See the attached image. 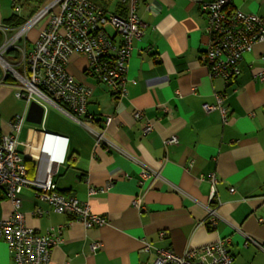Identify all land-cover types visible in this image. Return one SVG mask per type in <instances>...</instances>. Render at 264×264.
Instances as JSON below:
<instances>
[{
	"label": "crops",
	"instance_id": "1",
	"mask_svg": "<svg viewBox=\"0 0 264 264\" xmlns=\"http://www.w3.org/2000/svg\"><path fill=\"white\" fill-rule=\"evenodd\" d=\"M92 1L110 12L129 13L127 1ZM210 1L143 0L138 13L145 31L134 40L126 94H114L88 72V56L73 53L67 69L91 89L88 111L93 118L80 123L54 107L46 109L42 124L25 118L20 151L29 178L45 179L50 164L42 148L38 154L29 152L30 141L38 143L47 134L65 138L64 161H53L59 191L88 202L108 220L90 228L79 220L70 222L69 214L38 196L35 183L24 187L20 209L28 226L44 233L65 224L49 264H154L155 247L183 254L220 237L230 239L232 264H264V78L255 77L264 71V41L244 54L242 71L230 83L212 77L202 59L208 41L202 4ZM36 5L37 0H0V45L21 26L13 25L12 16L29 18ZM233 6L264 15V0H233ZM30 29L28 48L39 34ZM21 57L22 51L8 60L22 69ZM11 78L0 66V132L7 134L15 133L17 116L28 111ZM216 93L225 94L226 122L219 109L204 108L216 103ZM149 125L151 132L146 131ZM95 131L103 133L102 145H97ZM173 135L178 142H167ZM146 167L160 175L143 177ZM136 197L140 208L133 205ZM210 207L222 217L216 224ZM12 212V200L1 187L0 219ZM146 240L152 251L143 250ZM95 242H101L97 249ZM0 264H15L4 240Z\"/></svg>",
	"mask_w": 264,
	"mask_h": 264
},
{
	"label": "built area",
	"instance_id": "2",
	"mask_svg": "<svg viewBox=\"0 0 264 264\" xmlns=\"http://www.w3.org/2000/svg\"><path fill=\"white\" fill-rule=\"evenodd\" d=\"M129 2V13L122 15L110 12L92 0H54L40 10L31 20L21 25L18 32L0 45V66L6 74L16 79V95L28 107L33 100L45 108L54 107L65 112L77 122L92 119L88 111L91 89L72 75L67 65L73 53L85 54L89 58L88 72L99 82L111 86L117 96L126 94V71L134 48V40L140 39L145 31L138 10L143 0ZM16 11L20 7L16 6ZM203 14L208 21V41L202 56L212 77H222L230 83L240 75L241 60L252 51L257 42L264 41V15L246 12L233 6V0H212L202 4ZM43 18L45 23L39 30L34 45L22 47V69L17 68L4 55L16 47V41ZM264 78V71L255 75ZM224 93H216V103H205L206 110L219 109L228 120L226 107L222 104ZM140 113H136L139 117ZM26 115H19L13 123L15 133L0 132V187L12 200L13 212L8 218L0 219V240L6 241L15 264H49L53 248L62 242L65 224L50 227L46 232L32 228L26 223L25 213L20 209L22 189L35 183L38 196L48 201L55 210L70 215L71 221L79 220L87 228L107 223V217L91 210L88 202L59 191L54 181L53 161L65 159V138L45 135L42 150L49 155L48 175L43 180L32 181L20 146V133ZM111 117L107 118V123ZM147 132L152 131L149 125ZM96 143L106 141L103 133L96 132ZM167 142H178L173 135ZM44 144H48L47 149ZM145 178L159 176L160 172L144 168ZM215 181V179L213 180ZM231 191L235 188L231 187ZM91 189V192H94ZM215 198V189L211 200ZM133 205L140 208L141 198L136 197ZM210 220L216 224L222 219L214 207L209 208ZM37 213H41L37 210ZM164 236L165 232H161ZM251 241L256 240L250 238ZM230 239L220 237L206 245L187 249L178 254L170 248L155 247L154 264H232L235 257L229 249ZM101 242L93 243L97 249ZM153 245L145 241L144 251H152ZM264 249V247H263Z\"/></svg>",
	"mask_w": 264,
	"mask_h": 264
},
{
	"label": "rangeland",
	"instance_id": "3",
	"mask_svg": "<svg viewBox=\"0 0 264 264\" xmlns=\"http://www.w3.org/2000/svg\"><path fill=\"white\" fill-rule=\"evenodd\" d=\"M47 1V2H46ZM45 1V3L46 4H44V5H42L40 8H38L36 11H35V13H34V15L33 16H31V17H27V20H26V22H28L29 20H31L40 10H42L45 6H47V5H49L52 1H54V0H46ZM45 19L46 18H43L39 23H37L36 25H34V27H32L31 29H30V31L32 30V31H35V32H38L39 31V29H40V27H42L43 26V24L45 23ZM26 22H24L23 24H25ZM23 24H21V25H23ZM18 31L16 30V31H14L12 34H10L9 36H7V39H10L12 36H14L16 33H17ZM29 33V32H28ZM25 35H26V33H24V34H22L21 36H20V38L19 39H17V41H16V47H15V49L14 50H12V52L9 54V53H6L5 54V57L7 58V59H11V57H16V58H19L20 56H21V49H22V47H24L25 46V43L27 42L26 41V37H25ZM39 35V34H38ZM38 38V37H37ZM37 40V39H36ZM35 40V41H36ZM34 39L33 40H29V42L31 43V44H33L34 42ZM33 46V45H32Z\"/></svg>",
	"mask_w": 264,
	"mask_h": 264
},
{
	"label": "water",
	"instance_id": "4",
	"mask_svg": "<svg viewBox=\"0 0 264 264\" xmlns=\"http://www.w3.org/2000/svg\"><path fill=\"white\" fill-rule=\"evenodd\" d=\"M46 108L41 103L33 100L28 107L26 120L36 124H42Z\"/></svg>",
	"mask_w": 264,
	"mask_h": 264
},
{
	"label": "trees",
	"instance_id": "5",
	"mask_svg": "<svg viewBox=\"0 0 264 264\" xmlns=\"http://www.w3.org/2000/svg\"><path fill=\"white\" fill-rule=\"evenodd\" d=\"M45 1L46 0H37V5L33 8L32 13H35V11L38 8H40L45 3ZM11 20H14V23H13L14 26H19V25L23 24L24 22H26L27 17H18L15 15V16H12ZM14 49H15V47L10 49L9 51L14 50ZM6 75L8 78L12 77L11 79L16 80L11 74L7 73Z\"/></svg>",
	"mask_w": 264,
	"mask_h": 264
},
{
	"label": "bare ground",
	"instance_id": "6",
	"mask_svg": "<svg viewBox=\"0 0 264 264\" xmlns=\"http://www.w3.org/2000/svg\"><path fill=\"white\" fill-rule=\"evenodd\" d=\"M45 134L43 133L42 136H44ZM44 141V138L41 140V141H38V143L36 141H30V150L29 152L30 153H36L38 154L39 152H37L38 148H42L43 147V142ZM44 146L47 148V149H50L49 145L48 144H44ZM39 151V150H38Z\"/></svg>",
	"mask_w": 264,
	"mask_h": 264
}]
</instances>
